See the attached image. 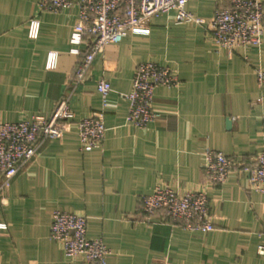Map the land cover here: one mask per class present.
I'll return each mask as SVG.
<instances>
[{
  "label": "crops",
  "instance_id": "obj_1",
  "mask_svg": "<svg viewBox=\"0 0 264 264\" xmlns=\"http://www.w3.org/2000/svg\"><path fill=\"white\" fill-rule=\"evenodd\" d=\"M40 0H0V123L49 116L69 88L83 54L72 52L75 6L42 11ZM230 8L227 0H188L201 18ZM175 11L152 18L94 60L88 79L70 98L73 118L62 137L45 142L12 179L0 201V264H88L67 258L50 236L54 210L84 216L86 236L110 250L107 264H264L256 254L264 196L234 168L225 184L207 185L213 229L190 232L181 221H144L139 200L157 184L177 192L206 183L205 147L250 163L264 150V67L261 46L217 50L208 32L176 24ZM139 62L169 67L173 87L157 86V117L145 128L126 124L132 79ZM109 81L106 127L98 148L83 151L76 124L102 109L95 82ZM2 176L0 175V182Z\"/></svg>",
  "mask_w": 264,
  "mask_h": 264
},
{
  "label": "built area",
  "instance_id": "obj_2",
  "mask_svg": "<svg viewBox=\"0 0 264 264\" xmlns=\"http://www.w3.org/2000/svg\"><path fill=\"white\" fill-rule=\"evenodd\" d=\"M188 0H40L42 11L57 13L75 6L77 22L70 37L72 52L79 54V46L86 51L78 59L72 82L56 102L49 116L33 115L16 123H0V201L12 179L38 154L47 141L62 137L69 120L73 118L70 98L77 87L86 81L97 56L108 44L120 42L128 32L145 26L152 18L175 11L176 24H195L204 28L217 50L228 56L236 48L261 46L264 35V0H227L230 8L216 10L211 18H201L188 12ZM256 82L264 85V67L255 69ZM178 76L167 66L155 62H139L134 70L131 91L124 94L128 101L126 124L145 128L157 117L153 109L154 90L157 86L173 87ZM101 97L102 109L76 124L80 148L90 151L98 148L105 135L103 108L111 86L100 78L95 82ZM203 172L206 185L199 190L183 193L157 184L153 192L140 198L145 222L160 213V218L181 221L190 232L206 233L213 229L212 214L207 197V185L225 184L234 168L247 177L249 186L264 196V150L250 163L233 160L219 151L205 147ZM263 228L256 254L264 258V201ZM50 236L58 242L67 258L82 256L88 264H107L110 250L101 238L86 236L84 216L60 210L51 213Z\"/></svg>",
  "mask_w": 264,
  "mask_h": 264
},
{
  "label": "trees",
  "instance_id": "obj_3",
  "mask_svg": "<svg viewBox=\"0 0 264 264\" xmlns=\"http://www.w3.org/2000/svg\"><path fill=\"white\" fill-rule=\"evenodd\" d=\"M85 51H86V48H85L84 52H85ZM84 52H83V53H84ZM82 55H83V54H82ZM82 55H80V57H81ZM80 57H79V58H80Z\"/></svg>",
  "mask_w": 264,
  "mask_h": 264
}]
</instances>
